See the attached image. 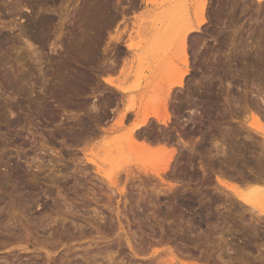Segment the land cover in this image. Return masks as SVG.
<instances>
[{
    "label": "rangeland",
    "instance_id": "obj_1",
    "mask_svg": "<svg viewBox=\"0 0 264 264\" xmlns=\"http://www.w3.org/2000/svg\"><path fill=\"white\" fill-rule=\"evenodd\" d=\"M14 1L16 0H0V264H155L156 262L152 263V261L155 260L154 257H157L158 254L163 255L162 252L165 253L170 247L172 248H170L171 250H175L176 256L179 255L178 259L181 257L178 252L179 250L187 254L189 253L190 256L191 254L193 255V257L191 256L190 261H185L186 264H214V262L211 263V260L216 261L217 263L215 264H257L262 256V258H264V238L261 236L262 232H264V225H262L264 224V218H260L263 223L259 221L260 219H255L256 216L258 217L256 212L262 211V209H264L262 207L264 204L261 205V201L258 202V200L256 201L253 199L252 193L250 192L251 187L252 189L253 187L261 188V186H264V182L262 184L253 183L255 185H251L249 183L246 184L248 179L245 178L246 181L243 178L247 176L250 178V172L247 176L245 175L248 171L253 173L256 170L253 173L256 175V172L260 171L259 174L262 175L261 171L264 169V166H262V169L259 163H257L258 161L263 160L264 157V3L259 6L255 0H249L251 4L248 1L245 4L246 6H242V1L245 2L247 0H236L235 2L237 4L239 2L241 3L236 6L237 4L233 2L234 0H231L233 5H230L236 6L235 8L239 7V9L241 6L243 8H241L239 12L238 9H236V11L233 7L234 10L232 14L234 15L231 14L233 16V21L227 22L225 20L230 21L231 19L229 18H231V16L228 18L224 15L225 13L230 15L229 7L225 6L226 9H224V13L222 12L221 18H226H224V21L220 18V20L225 22L222 24L223 29H225L223 30L222 26H216L218 23L221 24L222 22L219 20V17H217L218 19L215 18L216 21H214L215 19H213L211 15V12L218 8L214 2H217L219 6L220 1L205 0L203 15H211L213 19L212 23L214 24L215 22V26L211 23L212 19L209 16H206V18L209 17L208 20H210L212 26L208 28L210 24H208V26L204 25L202 26L203 29L202 27L200 29L201 32L198 31L194 35L195 38L197 36L198 40L200 39L199 41H197V39L195 40V42L198 43H196L197 48H200L196 50V46L194 45L195 48H193L194 50H191L192 52L186 50V53L184 54L189 59L187 58L185 65L181 58L183 56L181 54L182 47L180 48V45L178 47V40H176L177 43H175V45L173 43V41L175 42V38L173 39V37L177 32V28L183 24H181L180 21L177 22L178 19L176 20V18H178V12L176 13L175 10L177 11V8H179V12L181 13L187 9V12L186 10L182 12L183 14L181 13L179 18L183 15V22H194V20H197L194 15L198 14L197 11L195 12V9L198 10L197 7L203 3L201 2L203 0H148L149 2H145V5H143L140 0H30L31 2L33 1L32 4L28 0V3L23 2L22 0V4L18 5L19 7L16 8L17 10L14 9L16 7V2L14 3ZM231 1H228V3H231ZM90 2H93V4L97 2V4H94L95 8L92 7L93 5H91L92 3ZM98 2H100V5ZM207 3L209 4L207 5ZM14 5L15 7H12ZM183 5L184 10L181 11L180 8ZM86 7H91L95 10L87 11ZM165 8H168V11L171 10L172 13L175 12V14H170V16L175 15L173 16V18H175H172L170 23L168 17H166V13L168 12H166ZM116 9L118 11H116ZM243 10L245 12H242ZM119 11L121 13H119ZM123 11L126 12L124 13ZM164 11L166 13H164ZM208 12H210V14ZM237 12L239 14H246L245 16L243 15L244 17L242 19V15H238ZM87 13L88 15L95 14L92 16L90 15L91 17L94 16L92 18L93 20L90 19V16L87 17ZM164 14L165 17L163 16ZM222 15L224 16L222 17ZM236 15L240 16V18ZM198 16L199 15H197V17ZM182 17L179 20H181ZM234 17H238V21H243V24L239 21L241 23L240 25H242L240 26L241 30L239 28H232L236 25L235 22H237V19L234 22ZM86 19L89 21L85 22ZM99 20L100 22L102 21L103 24L100 23ZM256 20L260 23L255 22ZM91 21H93V23ZM175 21L177 22L176 24ZM244 21L246 24H249L246 25ZM239 22L237 24H239ZM168 23L170 26H167ZM178 23L180 25H178ZM228 23L230 24V27L232 26L231 23L234 24L231 27L232 30L228 26ZM257 24L259 26H257ZM164 26L167 27L166 30H169L170 27L171 31L169 30V33L168 31H165L163 33L164 30H161L163 28L165 29ZM238 26L239 25H237V27ZM243 26L245 27L242 29ZM226 27H229L230 30L226 29ZM81 31L85 36H81ZM225 32L227 33L226 35ZM95 33H99V38H97V34L94 35ZM165 33H168V35ZM153 34H157L158 36L161 34V37H158L157 35L153 36ZM164 35L167 36L165 37ZM79 36H81L79 39L80 41H86L89 43L82 44L83 47L85 45L83 51L86 50V52L84 51V53L81 50L83 47H81L82 45L80 43L82 42L77 39ZM116 36H118V38L120 36L118 41H116L117 38H114L115 41L112 39ZM95 38H97V40H95ZM223 38L229 41L226 40V42ZM83 39L85 40L83 41ZM110 39L113 41H109ZM156 39L160 40L157 41ZM201 39H205V41H202ZM231 39L233 40L234 45H232V41H230ZM170 40L172 42H170ZM78 42H80V45L77 44ZM203 42L204 44H202ZM124 43H133L132 45H134L135 48L133 54L128 53L127 55L126 50H123ZM222 43H225V47H222L223 49L221 48V45H223ZM238 44H240V46ZM90 45L91 47L92 45L96 47H92L94 49L90 50L91 52L87 49L90 48ZM172 45H174V48ZM113 46L116 47L114 48ZM120 46L123 48H120ZM162 47L163 49L161 50ZM169 47H172V49ZM77 48H79L81 52ZM165 48L168 49L167 52ZM118 49L119 51L117 52ZM187 49L190 48L188 47ZM201 49H203V52ZM120 50L124 52L123 55H121L123 52H120ZM170 50H174L173 53H170ZM204 50L209 51L215 59L216 54L218 53V61L215 60L214 57H211L216 61H213L215 64L221 65L222 62L228 63L225 73L214 69V71L217 72L215 74L212 70L214 66L210 65V69V66L205 64H212L213 62H208L212 61L208 56L205 58L207 62L203 60L205 57L204 55L207 54V52L204 54ZM217 50L220 51L217 52ZM110 52L116 53L112 54ZM193 52H195V54ZM201 52L204 54V57ZM213 52L215 53L214 55ZM78 53L80 54L78 55ZM200 53L201 56H199ZM210 53H208L209 56H211ZM191 54L196 55L193 57V60ZM116 55H119L120 57L125 56L126 58H123L126 61L121 57L118 58L116 62L113 60L116 58ZM138 55H142V57L145 56V64H142V62L135 57H138ZM163 55L165 58L167 56L169 62L168 59H163ZM104 56H106V59ZM173 56L175 60L173 59ZM130 57H133V59ZM197 57L203 62L198 60ZM196 58L199 63L201 62L198 65H196L197 63H194L197 61ZM109 59H112L113 63L114 61L116 63H110L112 61ZM119 60H124L125 62H120ZM161 61H163V63H161ZM158 62L162 64V66L159 65ZM173 62L175 65L172 64ZM112 64L113 67L111 66ZM105 65L108 66H106L107 72L104 71ZM171 65L173 68L175 66V68L182 69L176 70L174 68L177 72H171V69L169 71V68H172L170 67ZM90 66H92L91 69L89 68ZM197 66L200 70L197 69ZM110 67H112V69ZM153 67L156 68L154 69ZM108 68L110 70H108ZM158 69L161 70L159 71L161 72L160 74L157 71ZM184 70H188V75L190 77L187 75L183 78L184 81L182 80V84L185 87L182 85V89L187 90L190 95L197 94L198 91H200L195 97H193V95L191 96L194 100L198 98L196 101V105L198 104V106H201L200 104H203L204 102L202 105L203 108L201 109L202 113L203 111L206 112L203 113V115L201 114V116H199V114L194 115L200 120L196 119L193 116L194 113L191 106L187 105L188 107H184V102H186L191 96L186 91L176 88L177 90H175V93L172 91L170 92L171 96H169V98L173 100L176 97V101H174L176 103L181 101V99L183 100L182 102H179V105L174 103L173 112L175 113L172 115L175 116V114H179L178 117L177 115L175 116L176 120L173 121V116L171 118L172 120L170 119L168 122L167 125L169 128H167V126L156 124V122L151 119V122L149 121L150 126L148 127L147 125L143 128L144 130L148 127V133L146 130H144L145 133L141 130L143 135L140 133L143 139L145 134L148 137H145V141L151 139L150 137L153 138V141L149 140L150 144L153 142L151 145H154V142H157V140L160 141H158L159 144L155 143L154 146L149 147V151H156L158 147H161V142L165 140L164 142L167 145L166 148L164 147L163 152H165V150L170 152L169 149L172 150L177 146L175 148L177 151L180 149V145H182L179 144L181 141L175 133L179 126L181 127V130L178 129L179 133L181 131L184 132V128L186 130L190 129L192 124L195 128L192 127V129H190L191 131L193 130L196 132L197 130L200 131L199 129H202V133L197 131L202 134H199L200 136L196 135L198 134L197 132L194 134L195 136L192 133L193 131L185 130L184 132H187L189 136L192 134L190 138L186 137L184 141L188 143L190 142V145L193 146L195 144V154H192L191 157L182 150L183 155H185V157L187 156V160L188 157L192 160H196H194L196 163H192V169L194 171L196 168L195 172L197 175H194L196 174L195 172L188 173L192 170L189 171L187 165L188 162H186L187 160L184 157L185 161L183 162L182 160L179 164L180 166H178L179 168L187 167V176L184 175V177L189 178L190 176V178L185 179L183 177L186 182L182 179L184 182L177 183L173 180H170L169 182L168 179L170 178L162 176V180L166 182L168 180L169 183L175 184L174 188L176 191L174 190V192L168 193L165 190L166 186L164 184L155 181L157 179L152 176L151 179H153V182H147L150 180V178L149 180L147 179L150 174L144 176L141 172L143 169L149 170L153 167H160L159 161L151 163L149 158L145 155L144 157L138 156L137 158L136 156H133L138 161L140 160V162L133 159V164L132 160L128 158V161L131 160L129 161L131 164L128 163L130 165L123 164L127 160L124 159V162H120V164L118 163L117 166L115 160H118L117 157L120 155L116 153L111 154L109 148H107V152L105 151L106 153H104L105 149H102V143L109 139L111 140L116 137H122L124 133V136L127 135L132 130L131 125L136 122L134 119L132 120V118L135 117H133L132 114L129 115L131 104L135 102L132 104V107L135 106L134 109L136 108V111L140 100L144 101L146 97V100H148L150 98L149 96L157 93L153 91L156 89V86L161 90L163 88L165 89V87L167 88L171 83L170 81H175L178 75ZM161 75H163L162 78H160ZM212 75L220 77V82L216 80V82L218 81V84L213 82L215 81V77L212 78ZM106 77L112 79L115 87L119 90L118 93H116L118 90L116 91L114 87L107 86L102 82V79ZM196 82H198L199 85H194ZM211 82L215 84L213 85ZM64 83L66 85H64ZM155 83L158 85H155ZM152 84L155 85V87L152 86L153 89L149 86ZM200 85L201 87L204 86V89H207L205 86H208L207 91L203 88L201 89ZM216 85L220 86L217 87ZM135 86H137V88ZM139 86L141 88H139ZM67 87V92H71L72 94L63 92L66 91ZM195 87H198V89ZM193 89L197 92L195 93L193 91L192 93L191 90ZM139 91H143L141 92L142 94ZM152 91L153 93L151 94L150 92ZM204 91H206L205 94ZM162 92L163 91H161V93ZM213 92L216 94L219 93L216 95ZM173 93L174 96L172 95ZM147 94L151 95L147 96ZM160 94H158V96H160ZM201 94L203 99L200 98ZM207 95L209 97L212 95L213 98L210 97V99ZM215 95L219 97L217 98ZM203 96H207L205 98L208 100L206 99L207 101H204L205 98ZM112 98H115L116 100H113ZM130 98H134V101L130 100ZM199 98L202 101L199 100ZM215 98H217L218 101ZM152 99L151 101L155 100ZM157 99L158 98H156V102L159 101V99ZM121 100L124 103H122ZM189 100L191 99H188V101ZM120 101L122 104L119 103ZM129 101L133 102L129 103ZM187 102L186 104H189V102ZM115 103H118L116 104V107L118 105L116 109L117 111L114 109L116 108ZM180 103H182V108L179 107ZM207 103L210 105L213 104V106H210ZM205 104L208 109L205 108L206 106L204 107ZM211 107L214 109L211 110ZM126 108L128 110H126ZM101 109H103L104 112L99 114ZM176 110H179V113H176ZM250 110H257L258 114L261 113V115H259L261 120H259L260 127L259 129L256 128L259 130L258 132L255 130L254 125L253 128L249 126L253 123L251 114L249 113ZM116 112H120V116L125 113L127 117L125 116L126 120L123 118L125 122L122 120L124 124L121 122L122 124L116 125L118 123L116 121L113 122V116L114 119H118L119 116ZM103 113L107 114L106 118L102 117ZM130 116H132V118ZM127 118L129 119L127 120ZM197 120H199V122ZM91 121L93 122L91 123ZM171 121L177 124L172 126L173 123ZM194 121L195 123H192ZM89 122L90 125L92 124L91 127L94 125L92 127L93 130L88 125ZM200 122L202 124L197 125V123L200 124ZM206 124L209 125V127H206ZM87 125L90 127H88L89 129L97 132V134L95 132L97 136L98 134H101L103 128L106 129L110 125L112 128L114 125L115 127H120H118V129L107 128L109 131L111 129L109 133L110 135H100L102 137L98 136L94 137L95 139L91 138V140H84V131L87 132V128L85 129ZM156 125L159 126L157 127ZM204 126L206 129L211 127V133H214L216 130L217 132H215L218 134H213L214 136L212 138V134L208 132V129L206 132ZM164 127H166V129ZM128 129L130 130L128 131ZM174 129L175 132H173ZM227 129L228 131H226ZM81 131H83V134L80 133ZM150 131L151 135L149 134ZM260 131L262 134L259 133ZM205 134H209V138ZM103 136H107L106 138L109 137L108 140L106 139L102 142ZM200 137L203 140H201L202 142L199 141ZM166 138L169 140L171 139V141L167 143L168 140L166 141ZM187 138L189 139L187 140ZM149 141L146 142L149 144ZM197 141L199 143L201 142V145H198ZM165 144H162V146H165ZM222 144L223 146L225 145L226 148L224 156L227 158L223 157L225 158L224 160L221 159V151L218 149L222 148ZM172 145L173 147H171ZM196 145L199 147L203 146L196 148ZM160 149L162 150V148ZM199 149L201 150V154L199 153ZM195 150H198V153ZM258 154H261L262 158L259 159L261 157L260 155L256 161L255 157H257ZM201 155L210 160L207 159V162H203L202 159L204 158H202ZM129 157L131 156L129 155ZM197 157H199V159ZM110 158L112 161L109 160ZM120 158L121 157H119V159ZM123 158H121L120 161H122ZM251 159L256 161L254 162L256 163L257 168L260 167L261 170L257 171L256 166L252 169L249 168L253 165ZM208 162L210 163L208 164ZM138 163L141 164V167ZM194 164H199V166L204 165L205 173L208 169L206 173L207 175L205 174V176L202 174L198 169L199 166L197 167ZM247 164H251V166H248ZM242 165H244V167ZM135 168H139L138 170L141 173L138 172L140 175ZM244 169L246 170L244 171ZM80 170L81 172H79ZM130 170H136L137 177L136 174L134 176L136 180L132 176L135 172L130 176L132 172H130ZM214 170L216 173L213 172ZM240 172L243 175V179L240 176ZM192 173L195 177L197 176L196 179L191 175ZM112 175H116L115 181L117 182L119 189L124 186V194H126L123 196L124 198L119 197L116 192H112L113 189L106 185V182H109L108 177H111L110 179H113L114 181L115 177L113 178ZM125 175H128V179L130 177L133 178L134 181L129 179L127 182V177ZM221 175H224V177ZM140 176L143 177V181L146 177V181L141 182V180H139ZM191 176L195 180H193ZM238 176L240 177L238 178L239 180L236 179L238 180L236 182L235 178ZM138 177L139 179H137ZM217 181L227 182L230 185L237 187L239 192L242 195L244 194L246 199L250 200V207L241 204L238 199H236L235 194H232V192L225 189ZM157 184L162 187H159ZM155 186H157L156 193L158 190H161L160 193L167 194L165 196L162 194H153L154 192L151 189H155ZM184 198H192V203L189 199L185 200ZM183 201L185 205L182 204ZM251 207L253 209L256 208V212ZM251 209L253 211H251ZM117 212L118 218L116 216ZM197 216H199V219ZM250 220H253V222H250ZM257 221L260 222V226L256 225L255 228L252 223L255 224ZM250 224L254 227L249 228L248 225ZM251 228H254L255 231L258 230L259 237H254L255 231ZM123 232L129 238L128 242L129 244L131 243L130 246H132L134 250H140L143 251V253H146L143 257H140V254H138V258H134L128 249L125 241L127 239ZM249 235L252 238L248 237ZM246 237H248L250 241H246ZM187 238L190 240L193 239L191 241L192 244L185 245L183 243L182 239ZM168 239L169 241H167ZM165 241L168 242V245ZM160 242L161 244L159 245L158 243ZM163 242H165L164 245H162ZM170 242L173 243L171 244ZM36 245H38V248ZM165 248L166 250H164ZM152 250H157L159 253L155 254L156 256H151ZM210 250L211 252L213 251V255L210 253ZM207 251L210 254H208ZM148 254L151 256V259L153 258L152 261ZM258 254H260L259 256L261 257H258ZM209 255L213 256V258ZM218 256H220L222 260H219ZM147 257H149L150 261L147 260ZM192 258H194V260H192ZM182 259L184 260V258Z\"/></svg>",
    "mask_w": 264,
    "mask_h": 264
},
{
    "label": "bare ground",
    "instance_id": "obj_2",
    "mask_svg": "<svg viewBox=\"0 0 264 264\" xmlns=\"http://www.w3.org/2000/svg\"><path fill=\"white\" fill-rule=\"evenodd\" d=\"M28 1L31 2L30 0H28ZM89 1H90V0H89ZM94 1H95V0H94ZM94 1H93V2H94ZM105 1H106V0H105ZM140 1H141V3H143V5H145V2H149L150 0H149V1H148V0H140ZM171 1H172V0H171ZM219 1H220L219 6H218L217 2H214V3L217 5L216 7H218V8H217L216 10H213V11L211 12V15H212L213 19H215V18L218 19L217 17H219V20H220V18H221V14H222V12L224 13V11H225L224 9H226V8H225V6H226V7H229L230 15L228 14V15H229V16H228L226 13H225L224 15L227 16L228 18L231 16V18H229V19H231V20H230V21H229V20H225V21H227V22H232V21H233V16H232V15H234V14H232V12H233L234 8H235L236 6H238L239 4H241V3L239 2V3L237 4V3L235 2L236 0H234L233 2H235L237 5H236V6H232L233 4H232V1H231V0H219ZM219 1H218V2H219ZM228 1H229V2L231 1V3H228ZM238 1H239V0H238ZM248 1H249V0H247V1H245V2L242 1V4H241V5H242V6H243V5L246 6L245 4H246ZM255 1H256V3H257L259 6L262 5V4L264 3V0H255ZM15 2H16V7H15V5L12 6V7H15L14 9L17 10L16 8L19 7L18 5L22 4V3H21L22 0H16V1H14V3H15ZM23 2H27V0H26V1L23 0ZM32 2H33V1H32ZM32 2H31V4H32ZM93 2H90V3H92L91 5H93L92 7H94V4H97V2H95L94 4H93ZM128 2H129V1H128ZM182 2H183V1H182ZM201 2H203V3H201V5H198V7H197L198 10L195 9V12L197 11L198 14L194 15V16H196L195 18H197V20H194V22H191L190 20H189L190 22H187V23L183 22V21H184V17H182L183 15L180 16V18L182 17V19L179 20V19H180V18H179V15H180L182 12H184L185 10H186V12H187V9H185V10L183 9V8H184V5L180 8L181 11L184 10V11H182L181 13L179 12V8H177V9H178L177 11L175 10L176 13L178 12V14H177V17H178V18H176V20L178 19L177 22L180 21L181 24H182V23H183V24H182L179 28H177V32H176V34L174 33L175 35H174L173 39L175 38V39H174L175 42L173 41V43H174V45H175V43H177L176 40H178V43H179V44H178V47H179V45H180V48L182 47V48H181V49H182V50H181V51H182L181 54H182L183 56L181 55L182 57H181V56H180V57H181L182 60L184 61V64H185V65H186V62H187V58H188V57H186V55H185L184 53H186V50H190V51H191V50H194V49H193V48H195L194 45L196 46V45L198 44L197 42H195V40H196V39H197V41L200 40V39L198 40L197 36H196V38H195L194 35H195L198 31L201 32L200 29H201L202 26H204V25H207V26H208V24H210V20H208L209 17L212 19L211 15H210V16H209L208 14L203 15V14H204V2H205V0H203V1H201ZM208 2H209V1H208ZM243 2H244V4H243ZM27 3H28V2H27ZM104 3H105V2H104ZM138 3H139V1H138ZM167 3H168V2H167ZM199 3H200V2H199ZM249 3H250V1H249ZM31 4H30V5H31ZM98 4L100 5V2H98ZM115 4H116V3H115ZM146 4H147V3H146ZM208 4H209V3H207V5H208ZM215 4H214V6H215ZM228 4H229V5H228ZM230 4H232V5H230ZM250 4H251V3H250ZM118 5H119V4H118ZM123 5H124V4H123ZM125 5H126V4H125ZM130 5H131V4H130ZM173 5H175V4H173ZM173 5H172V6H173ZM247 5H248V4H247ZM89 6H90V5H89ZM196 6H197V5H196ZM242 6L240 7V9H239V7L235 8V10L238 9V11L240 12L241 8H243ZM249 6H250V5H249ZM249 6H248V7H249ZM22 7H23V6H22ZM22 7H21V9H22ZM97 7H99V6H97ZM97 7H96V8H97ZM122 7H123V6H122ZM129 7H130V6H129ZM133 7H134V6H133ZM176 7H177V6H176ZM206 7H208V6H206ZM233 7H234V8H233ZM250 7H251V6H250ZM87 8H88V9H87ZM89 8H90V9H89ZM94 8H95V7H94ZM108 8H109V7H108ZM123 8H125V7H123ZM123 8H122V10H123ZM130 8H131V7H130ZM130 8H129V9H130ZM212 8H213V7H212ZM246 8H247V7H246ZM117 9H118V8H117ZM117 9H116V11H118ZM120 9H121V6H120ZM165 9H166V12H168V13H166L165 11H164V13H166V17H168V19H169V23H170V20H171V19L173 18V16H175V15L170 16V14L172 13L171 10L168 11V10H167L168 8H165ZM189 9H190V8H189ZM213 9H215V8H213ZM244 9H245V7H244ZM249 9H250V8H249ZM86 10H87V11H90V10L92 11V10H95V9H92L91 7H86ZM86 10H85V11H86ZM108 10H111V9H108ZM114 10H115V9H114ZM127 10H128V9H127ZM127 10H126V11H127ZM210 10H212V9H210ZM210 10H209V11H210ZM227 10H228V8H227ZM245 10H246V9H245ZM255 10H256V9H255ZM26 11L28 12L27 9H26ZM98 11H99V9H98ZM98 11H97V12H98ZM112 11H113V10H112ZM120 11H121V10H120ZM120 11H119V13L122 12V11H121V12H120ZM126 11H125V12H126ZM205 11H207V10H205ZM236 11H237V10H236ZM93 12H95V11H93ZM123 12H124V11H123ZM125 12H124V13H125ZM157 12H159V11H157ZM175 12H173V13L175 14ZM234 12H235V11H234ZM242 12H245V11L243 10ZM247 12H248V10H247ZM254 12H256V11H254ZM83 13H84V12H83ZM85 13H86V12H85ZM88 13H89V12H88ZM88 13H87V15H88ZM91 13H92V12H91ZM95 13H96V12H95ZM99 13H100V12H99ZM102 13H103V12H102ZM108 13H109V12H108ZM113 13H114V12H113ZM113 13H112V14H113ZM117 13H118V12H117ZM173 13H172V14H173ZM208 13L210 14V12H208ZM227 13H228V11H227ZM235 13H236V12H235ZM133 14H134V13H133ZM182 14H183V13H182ZM191 14H193V13H191ZM231 14H232V15H231ZM237 14H238V15H242V19H243V17L245 16L246 13H244V14H243V13H242V14H239V13L237 12ZM87 15H85V16H87ZM90 15L92 16V15H95V14H90ZM90 15H88L87 17H89ZM100 15H101V14H100ZM116 15H117V14H116ZM116 15H115V16H116ZM197 15H199V16L197 17ZM224 15H222V17H223ZM238 15H236V16H238ZM243 15H244V16H243ZM91 16H90V19H92V18L94 17V16H93V17H91ZM102 16H103V15H102ZM120 16H121V15H120ZM163 16L165 17V14H164ZM200 16H201V17H200ZM206 16H209V17L206 18ZM87 17H85V18H87ZM95 17H96V16H95ZM103 17H104V16H103ZM108 17H110V16H108ZM124 17H125V16H124ZM238 17L240 18V16H238ZM238 17H236V18L234 17V22H235V20H236ZM100 18H101V17H100ZM100 18H99V19H100ZM120 18H121V17H120ZM122 18H123V16H122ZM174 18H175V17H174ZM174 18H173V19H174ZM187 18H188V16H187ZM198 18H200V19H198ZM224 18H226V17H224ZM224 18H221V19L224 21ZM104 19H106V18H104ZM104 19H103V20H104ZM111 19H112V17H111ZM162 19H163V17H162ZM192 19H193V18H192ZM213 19L211 20V23H212ZM216 19H215L214 21H216ZM245 19H246V18H245ZM65 20H66V18H65ZM92 20H93V19H92ZM97 20H98V19H97ZM222 20H220V21H222ZM88 21H89V20H88ZM88 21H87V19H86L85 22H88ZM104 21H105V20H104ZM106 21H107V20H106ZM185 21H187V20H185ZM220 21H217V22H220ZM223 21L221 22V24L218 23V25H216V26H222V24L225 23V22H223ZM239 21H240V20H239ZM239 21H238V19H237V22H235L236 25L233 24L234 22L231 23L232 26H233V25L236 26V27H234V26H233V27L231 26V27H232L233 29H234V28H239V29H240V28H241L240 26H242V25H240V24H241V23L243 24V21H240L241 23H240ZM91 22L93 23V21H91ZM91 22H89V23H91ZM99 22H100V20H99ZM177 22L175 21V24H176ZM238 22H239V24H237ZM255 22H257V20H256ZM255 22H253V23H255ZM100 23H102V21H101ZM169 23L167 24V26L169 25ZM244 23H245V21H244ZM257 23H260V22H257ZM96 24H97V23H96ZM96 24H95V25H96ZM102 24H103V23H102ZM173 24H174V23H173ZM214 24H215V22H214ZM214 24L212 23V25H214ZM245 24H246V23H245ZM247 24H249V23H247ZM247 24H246V25H247ZM85 25H86V24H85ZM178 25H180V24L178 23ZM212 25L210 24V26H208V28H210ZM224 25H225V24H224ZM226 25H227V24H226ZM237 25H239V26L237 27ZM88 26H89V25H88ZM93 26H94V25H93ZM100 26H101V25H100ZM107 26H108V25H107ZM107 26H106V27H107ZM123 26H124V24H123ZM123 26H122V27H123ZM169 26H170V25H169ZM171 26H172V25H171ZM176 26H177V25H176ZM207 26H205V27H207ZM214 26H215V25H214ZM228 26L230 27V24H229V23H228ZM257 26H259V25L257 24ZM84 27H85V26H84ZM94 27H95V26H94ZM96 27H97V26H96ZM103 27H104V26H103ZM164 27H165V26H164ZM224 27H225V26H224ZM229 27H226V29H229ZM231 27H230V29H231ZM244 27H245V26H243L242 29H243ZM246 27H247V26H246ZM248 27H249V26H248ZM92 28H93V27H92ZM101 28H102V27H101ZM166 28H167V27H165V29L163 28L161 31L164 30L163 33H164L165 31H168V33H169L170 27H169V30H166ZM208 28H207V29H208ZM212 28H213V27H212ZM218 28H219V27H218ZM34 29H35V28H34ZM82 29H84V28H82ZM175 29H176V28H175ZM202 29H203V27H202ZM220 29H221V28H220ZM222 29H223V26H222ZM230 29H229V30H230ZM239 29H238V30H239ZM87 30H88V29H87ZM91 30H92V29H91ZM172 30H173V29H172ZM217 30H218V29H217ZM223 30H225V29H223ZM231 30H232V29H231ZM240 30H241V29H240ZM38 31H39V29H38ZM84 31H85V30H84ZM84 31H83V32H84ZM170 31H171V30H170ZM211 31H212V30H211ZM218 31H219V30H218ZM96 32H97V31H96ZM123 32H124V31H123ZM174 32H175V31H174ZM214 32H215V31H214ZM219 32H221V31H219ZM222 32H223V31H222ZM121 33H122V32H121ZM155 33H156V32H155ZM168 33H165V34L168 35ZM211 33H213V32H211ZM29 34H31V33H29ZM80 34H82L81 36H85V34L82 33V31H81ZM96 34H97V33H95L94 35H96ZM98 34H99V33H98ZM98 34H97V38H99V37H98ZM117 34H118V33H117ZM226 34H227V33L225 32V35H226ZM25 35H26V34H25ZM25 35H24V36H25ZM90 35H91V34H90ZM119 35H120V34H119ZM154 35H157V34H153V36H154ZM167 35H164V36L166 37ZM197 35H198V34H197ZM218 35H219V33H218ZM32 36H33V35H32ZM81 36H79L77 39L79 40ZM120 36H121V35H120ZM120 36H119V38H120ZM157 36H158V35H157ZM26 37H27V36H26ZM87 37H88V36H87ZM158 37H161V34H160V36H158ZM158 37H157V38H158ZM213 37H214V36H213ZM222 37H223V36H222ZM227 37H228V35H227ZM227 37H226V38H227ZM231 37H232V36H231ZM84 38H85V37H84ZM89 38H90V37H89ZM97 38H95V40H97ZM111 38H112V37H111ZM114 38H117L116 41H118V39H119L118 36L113 37L112 39H114ZM168 38H169V37H168ZM170 38H171V35H170ZM170 38H169V39H170ZM199 38H200V37H199ZM214 38H215V37H214ZM224 38H225V37H224ZM224 38H223V39H224ZM228 38H229V37H228ZM228 38H227V39H228ZM81 39H82V38H81ZM85 39H86V38H85ZM85 39H83V41H84ZM92 39H93V38H92ZM112 39H110L109 41L112 42V41H113ZM164 39H165V38H164ZM173 39H172V40H173ZM202 39H203V38H202ZM202 39H201V40H202ZM227 39H226V40H227ZM229 39H230V38H229ZM90 40H91V39H90ZM156 40L158 41V40H160V39H156ZM206 40H207V39H206ZM224 40H225V39H224ZM226 40H225V41H226ZM79 41H80V40H79ZM92 41H93V40H92ZM114 41H115V39H114ZM202 41H205V39L202 40ZM227 41H229V40H227ZM227 41H226V42H227ZM230 41H232V45H234L233 40L231 39ZM80 42H82V41H80ZM80 42H78L77 44H79ZM93 42H94V41H93ZM96 42H97V41H96ZM120 42H121V41H120ZM152 42H153V40H152ZM170 42H172V41L170 40ZM86 43H88V42L85 41V42H82V43H80V44L82 45V44H86ZM97 43H98V42H97ZM107 43L110 44L109 42H107ZM107 43H106V44H107ZM128 43H130V42H128ZM150 43H151V42H150ZM166 43H168V42H166ZM166 43H164V44H166ZM196 43H197V44H196ZM80 44H79V45H80ZM88 44H89V43H88ZM90 44H91V42H90ZM95 44H96V43H95ZM108 44H107V45H108ZM113 44H115V43H113ZM119 44H120V43H119ZM132 44H133V43H131V44L124 43V45H123V47H124L123 50H124V51L126 50L127 55H128V53H129V54H131V53L133 54V52H134V50H135L134 45H132ZM136 44H137V42H136ZM138 44H139V43H138ZM158 44H159V42H158ZM158 44H157V45H158ZM202 44H204V42H203ZM202 44H201V45H202ZM222 44H223V43H222ZM230 44H231V42H230ZM111 45H112V44H111ZM116 45H117V44H116ZM174 45H172V47H173ZM224 45H225V43H224L223 45H221V48H222ZM238 45L240 46V44H238ZM29 46H30V45H29ZM73 46H74V45H73ZM86 46H87V45H86ZM108 46H109V45H108ZM135 46H136V45H135ZM163 46H164V45H163ZM204 46H205V45H204ZM78 47H79V46H78ZM81 47H83V45H82ZM81 47H80V48H81ZM84 47H85V45H84ZM84 47L81 48L82 51H83ZM87 47H89V46H87ZM87 47H86V48H87ZM92 47H94V46L92 45ZM92 47H91V45H90V48H87V49H89V51H90V50L96 48V47H94V48H92ZM103 47H104V46H103ZM109 47H110V46H109ZM113 47L115 48L116 46H113ZM123 47L120 46V48H123ZM172 47H169V48L172 49ZM188 47H189L190 49H187ZM202 47H203V45H202ZM224 47H225V46H224ZM29 48H30V47H29ZM71 48H72V47H71ZM75 48H76V46H75ZM111 48H112V46H111ZM111 48H110V49H111ZM120 48H119V49H120ZM173 48H174V47H173ZM199 48H200V47H199ZM199 48H197V46H196V50H198ZM221 48H220V50H221ZM241 48H242V47H241ZM77 49L80 50L79 48H77ZM107 49H108V48H107ZM119 49L117 50V52L119 51ZM162 49H163V47L161 48V50H162ZM165 49H166V52H167L168 49H167V48H165ZM222 49H223V48H222ZM244 49H245V47H244ZM74 50H76V49H74ZM78 50H77V51H78ZM81 50H80V52H81ZM114 50H115V49H114ZM174 50H175V49H174ZM174 50H173V51H174ZM201 50H202V52H203V49H201ZM201 50H199V51H201ZM206 50H207V48H206ZM220 50H219V51H220ZM70 51H72V50H70ZM84 51L86 52V50H84ZM84 51H83V53H84ZM105 51H106V50H105ZM121 51H122V50H120V52H121ZM170 51H171L170 53H173L172 50H170ZM190 51H189V52H190ZM204 51H205V50H204ZM219 51L217 50V52H219ZM243 51H244V50H243ZM90 52H91V51H90ZM103 52H104V51H103ZM120 52H119V53H120ZM122 52H123V51H122ZM166 52H165V53H166ZM191 52H192V51H191ZM196 52H197V51H196ZM202 52H201V53H202ZM206 52H207V54L210 53L209 51H205L204 54H206ZM217 52H216V53H217ZM32 53H33V51H32ZM106 53H107V51H106ZM106 53H105V54H106ZM110 53L114 54V53H116V52H110ZM110 53H108V54H110ZM165 53H164V54H165ZM193 53L195 54V52H193ZM201 53H200V55H199V54H197V55L201 56ZM67 54H68V53H67ZM74 54H75V53H74ZM79 54H80V53H78V55H79ZM85 54H86V53H85ZM93 54H94V53H93ZM112 54H110V55H111V56H114V55H112ZM123 54H124V52H123L121 55H123ZM160 54H161V52H160ZM194 54H193V55L191 54L192 60H193V57L196 56V55H194ZM204 54L202 53V56H203ZM207 54L204 55L205 57L203 56L204 58L202 57L203 60L206 61L205 58H206L207 56H208V58L210 57V59L212 60V61H208V62H213V61H215V60L218 59V57H217V54H218V53L216 54V59H215L214 56L211 55V53H210L211 56H209V54H208V55H207ZM214 54H215V53L213 52V55H214ZM258 54H259V53H258ZM83 55H84V54H83ZM125 55H126V54H125ZM127 55H126V56H127ZM167 55H168V54H167ZM171 55H172V54H171ZM173 55H174V54H173ZM179 55H180V54H179ZM243 55H244V54H243ZM262 55H263V54H262ZM65 56H66V55H65ZM106 56H108V55H106ZM106 56H104L105 59H106ZM111 56H110V57H111ZM118 56H119V55H118ZM118 56L116 55V58H114V57H115V56H114V57H113V58H114L113 60H115V61L117 62V59H118V58H121V57H122V59H124L123 57H125V56H121V57H120V56L118 57ZM129 56H130V55H129ZM199 56H198V57H199ZM256 56H257V55H256ZM71 57H72V56H71ZM73 57H74V56H73ZM78 57H79V56H78ZM80 57H81V56H80ZM85 57H86V56H85ZM135 57L138 58V60H140V61L142 62V64H145V62H144V61H145V56L142 57V55H141V56L138 55V57H137V56H135ZM162 57H164V55H163ZM183 57H184V59H183ZM198 57H197V58H198ZM211 57H212V58L214 57L215 60H213ZM75 58H76V57H75ZM81 58H82V57H81ZM107 58H108V57H107ZM111 58H112V57H111ZM125 58H126V57H125ZM127 58H128V56H127ZM130 58H131V57H130ZM197 58H196V60H197ZM199 58H200V57H199ZM199 58H198V60H200ZM208 58H207V59H208ZM254 58H256V57H254ZM254 58H253V59H254ZM90 59H92V58H90ZM97 59H98V58H97ZM100 59H101V58H100ZM128 59H129V58H128ZM131 59H133V57H132ZM150 59H151V58H150ZM163 59L166 60V59H168V58H167V56H166V58L164 57ZM173 59H174V56H173ZM188 59H189V58H188ZM87 60H88V59H87ZM107 60H108V59H107ZM109 60L112 61V59H109ZM120 60H121V59H120ZM120 60H119V61H120ZM124 60H125V59H124ZM124 60H122V61L125 62L126 60H125V61H124ZM158 60H159V59H158ZM174 60H175V59H174ZM180 60H181V59H180ZM194 60H195V59H194ZM198 60L194 62V63H197L196 65L200 64L201 62H203L202 60H200L201 62L199 63ZM229 60H230V59H229ZM62 61H63V60H62ZM68 61H69V59H68ZM75 61H76V60H75ZM89 61H90V60H89ZM104 61H105V60H104ZM115 61H114V63H116ZM122 61H120V62H122ZM150 61H151V60H150ZM163 61H164V60H163ZM163 61H161V63H163ZM171 61H172V60H171ZM171 61H170V62H171ZM183 61H182V62H183ZM205 61H204V62H205ZM217 61H218V60H217ZM222 61H223V60H222ZM224 61H225V60H224ZM87 62H88V61H87ZM90 62H91V61H90ZM94 62H95V61H94ZM100 62H101V61H100ZM102 62H103V61H102ZM128 62H129V60H128ZM128 62H127V63H128ZM151 62H152V61H151ZM159 62H160V60H159ZM159 62H158V63H159ZM168 62H169V59H168ZM206 62H207V61H206ZM215 62H216V61H215ZM215 62H213L212 64H209V63H205V64H206V65L208 64L209 66H210V65H211V66H214V68L212 67V68H213V69H212L213 71H214V69H215L216 71H221V72H224V73H225V69H227L226 66H228V63L222 62V64L220 65V64H215ZM227 62H228V60H227ZM75 63H76V62H75ZM104 63H105V62H104ZM106 63H107V62H106ZM108 63H109V61H108ZM108 63H107V65H108ZM110 63H113V61L110 62ZM110 63H109V64H110ZM114 63H113V64H114ZM85 64H86V63H85ZM85 64H84V65H85ZM113 64L111 65L112 67H113ZM117 64H118V63H117ZM125 64H126V63H125ZM172 64H174V62H173ZM191 64H192V63H191ZM226 64H227V65H226ZM91 65H92V64H91ZM107 65H105V70H104V71H106V68L109 66V65H108V66H107ZM126 65H127V64H126ZM126 65H125V66H126ZM157 65H158V64H157ZM159 65L162 66V64H160V63H159ZM174 65H175V64H174ZM194 65H195V64H194ZM202 65H203V64H202ZM206 65H205V66H206ZM88 66H89V65H88ZM106 66H107V67H106ZM114 66H115V65H114ZM143 66H144V65H143ZM153 66H154V65H153ZM163 66H164V64H163ZM209 66H208V68H209ZM211 66H210V69H211ZM80 67H81V66H80ZM91 67H92V66H90L89 68L91 69ZM100 67H101V66H100ZM103 67H104V65H103ZM112 67H110V68L112 69ZM170 67L173 68L172 65H171ZM197 67H198V66H197ZM200 67H201V65H200ZM87 68H88V67H87ZM98 68H99V67H98ZM101 68H102V67H101ZM101 68H100V69H101ZM153 68L155 69L156 67H153ZM161 68H162V67H161ZM161 68H160V69H161ZM172 68H169V71H170V69H171V72H173V71L177 72V71H176L177 69H180V70L182 69V68H177V67L175 68V66H174V68H175L176 70H174V68H173V69H172ZM190 68H191V67H190ZM160 69H158L157 71H158V72L161 71ZM186 69H187V68H186ZM197 69H199V67H198ZM197 69H196V70H197ZM92 70H94V69H92ZM108 70H110V69L108 68ZM113 70H114V68H113ZM180 70H179V71H180ZM199 70H200V69H199ZM94 71H96V70H94ZM137 71H139V70H137ZM146 71H147V70H146ZM163 71H164V70H163ZM216 71H214L215 74L217 73ZM106 72H107V71H106ZM142 72H144V71H142ZM154 72H155V71H154ZM158 72H157V74H158ZM190 72H191V71H190ZM205 72H206V71H205ZM104 73H105V72H104ZM160 73H161V72H159V74H160ZM101 74H102V72H101ZM108 74H110V73H108ZM140 74H141V73H140ZM206 74H208V73H206ZM163 75H164V74H163ZM163 75H161L160 78H162ZM187 75H188V70H184V71H182V72L178 75L177 79H175V81H173V80H172L173 82L170 81L171 83L167 86V88H166L165 86H163V87H165V89L163 88L164 90H163V89H162V90H161V89H158V86H156V89H157V90L155 89V90H153V91H154V92H157V93L152 94L153 91L150 92V93H151L152 95H154L155 97L152 96L151 94H147V96H148V95H151L152 98L155 99V100H153V99L151 98V96H149L150 98H149L148 100H146V98H147V97H146V98H145L146 101L144 100L145 102H144L143 100H140L139 104L137 103V104H138V108H137L136 111H135L136 108L134 109L135 106L132 107V104L135 103V102H133V101H134V98H132V99L130 98V100H133V101H132L133 103L129 101V103H132V104H131V106H130V109H129L128 107H127V108H128L129 111H130V114H129V115L132 114L133 117H135V118H132V116H130V117L132 118V120L134 119V120L136 121L135 124H132L133 126L131 125V129H132V130H131L127 135H125V136H124V134H125V133H124V134L122 135V137H121V136H120V137H116V138L111 139V140H110V139L108 140L109 137L106 138L107 136H106V137L103 136V138H102V139H103L102 142L105 141L106 139L108 140V141H105L104 143H102V149H103V150L105 149V150H104V153H106V152H107L106 149L109 148L111 154L116 153V154L120 155V156L117 157L118 160H115L117 166H118V163L120 164V162H124V161H123L124 159H125V160L127 159V160H126V162L123 163V164L130 165L131 163H130L129 161H131V160H132V163L134 164L133 159H134V160H137L136 158H137L138 156H139V157H141V156L144 157V155H145L146 157L149 158V160H150L151 163H153L154 161H159V162H160V167H159V166H157V167H153V168H150L149 170L143 169V171L141 170V169H142V168H141L140 170H141V172H142V175L144 174V176H148V175L150 174V176L147 178L148 180H149V178H150V180L147 181V182H149V183L153 182V179H151V176H152L153 178H156L157 180H155V181H159L160 184H164V185L166 186V189L164 188V187H165L164 185H163V186H164L163 188H164L168 193H169V192L172 193V192H174V190H175V188H174V185H175V184H173V183H169L170 180H173L174 182H177V183H178V182H184V181H182V179H184V178L187 179V178H188V177H187V178L184 177V175L187 176V175H186V174H187V171H186L187 167H185V168H183V167L181 168V167H180V168H179V166H180L179 164H180V162H181L182 160H183V162L185 161V159H184L185 155H183L182 150H184V151L186 152V154H188V155L191 156V157H192V154H195V152H194V146H195V144H194V146H193V145H190V142L188 143V142H185V141H184V139H185L186 137H189V138H190L192 134L189 136V134H188L187 132H186V133H187L188 135H187L186 133H184L185 130H186V129L184 128L185 126L182 127V128H184V132L181 131V132L179 133V132H178V129L181 130V127L178 125L179 128L176 129L177 131L175 132V129H174L173 132L176 133V136H178L179 139H180V141H181V142L179 141L180 143L178 142L179 144H182V145H180L181 147L179 146L180 149H178L177 151L175 150V148L177 147V146H176L177 144H176V145H175V146H176L175 148H173L172 150L169 149L170 152H168L167 150H165V152H163V151H164V147L166 148V145H167V144H165V142H164L165 140H163L164 143L161 142L162 144H165V146H162V144H161V147H160V148H162V150L158 147L159 150L157 149L156 151H151V150L149 151V149H150L149 147L154 146L155 143H156V144H159L160 141L156 139L157 142H154V145H151V144H153V142H152V141H153V140H152L153 138L149 136V137L151 138V139H149V140H152V141H151V142H152L151 144H150V141H149V140H146V141H149V144H150V145H149V144L144 140L145 137L148 138V137L146 136V134L144 135V139H143L142 136L140 135V133H141V130H143V128H145L147 125H148V127L150 126L149 124H150V122H151V119H153V120L156 122V124H160V125H162V126H167V128H169V126H168L167 124H168V122L170 121V119L174 116V115H172V114L175 113V112H173V111H174V103H176V102H174V101H176V99H175L176 97L174 98V100L169 98V96H171L170 92L174 91V93H175V90H177L176 88L181 89V90L187 92V90L182 89V85H183V84H182V80H183V78H184L185 76H187ZM208 75H209V74H208ZM218 75H219V74H218ZM157 76H158V75H157ZM188 76H189V75H188ZM220 76H222V75H220ZM68 77H69V76H68ZM72 77H74V76H72ZM189 77H190V76H189ZM201 77H202V76H201ZM213 77H215V78H214L215 81H213V82H215V83L218 84V81L220 82V77H218L217 75H215V76L212 75V78H213ZM74 78H75V77H74ZM157 78H158V77H157ZM157 78H156V79H157ZM69 79H70V78H69ZM75 79H76V78H75ZM203 79H204V78H203ZM221 79H222V78H221ZM137 80H138V79H137ZM204 80H205V79H204ZM216 80H218V81L216 82ZM64 81H65V80H64ZM66 81H67V80H66ZM138 81H139V80H138ZM183 81H184V80H183ZM102 82H103L105 85H107V86L114 87V88L116 89V91L118 90V88H116L115 85H114V83L112 82V79H111V78H109V77L103 78V79H102ZM155 82H157V81H155ZM161 82H162V81H161ZM161 82H160V83H161ZM65 83H66V82H65ZM65 83H64V85H66ZM138 83H139V82H138ZM207 83H208V82H207ZM211 83H212V82H211ZM215 83H212V84L214 85ZM67 84H68V83H67ZM69 84H70V83H69ZM156 84H157V83H155V85H156ZM162 84H163V83H162ZM165 84H166V83H165ZM208 84H209V83H208ZM146 85H147V84H146ZM155 85L152 84V85H149V86L153 89L152 86L155 87ZM157 85H158V84H157ZM194 85L197 86V85H199V84H198V82H196V84H194ZM209 85H210V84H209ZM183 86H184V85H183ZM192 86H193V85H192ZM216 86H217V85H216ZM218 86H220V85H218ZM218 86H217V87H218ZM62 87H63V86H62ZM102 87H104V86H102ZM135 87L137 88V86H135ZM184 87H185V86H184ZM200 87H201V85H200ZM203 87H204V86H202L201 89H202ZM205 87L208 89V86H205ZM211 87H212V86H211ZM213 87H214V86H213ZM63 88H64V87H63ZM139 88H141V87L139 86ZM148 88H149V87H148ZM159 88H160V87H159ZM161 88H162V87H161ZM188 88H190V87H188ZM195 88L198 89V87H195ZM219 88H220V87H219ZM67 89H68V87L66 88V91H63L62 89H61V90H62L64 93H70V94H72L71 92H67V91H68ZM103 89H104V88H103ZM105 89H107V88H105ZM108 89H109V88H108ZM133 89H134V88H133ZM144 89H145V88H144ZM144 89H143V90H144ZM185 89H186V88H185ZM203 89H204V88H203ZM207 89H204V90L207 91ZM214 89H215V87H214ZM214 89H212V90H214ZM69 90H70V89H69ZM122 90H123V89H122ZM126 90H127V89H126ZM138 90H139V89H138ZM138 90H136V91H138ZM188 90H189V89H188ZM216 90H217V88H216ZM111 91H112V90H111ZM124 91H125V90H124ZM144 91H145V90H144ZM146 91H147V90H146ZM148 91H149V90H148ZM150 91H151V90H150ZM161 91H163V92H162L163 94L161 93ZM189 91H190V90H189ZM193 91H194L195 93L197 92V91L194 90V89L191 90L192 93H193ZM206 91H204V94L206 93ZM60 92H61V91H60ZM73 92H74V91H73ZM118 92H119V90H118L116 93H118ZM122 92H123V91H122ZM134 92H135V91H134ZM139 92H140V91H139ZM139 92H138V95H139ZM141 92H143V91H141ZM141 92H140V93H141ZM158 92H160L161 94L158 93ZM177 92H178V91H177ZM199 92H200V91H198L197 94H199ZM22 93H23V92H22ZM174 93L172 94L173 96H174ZM187 93H188V92H187ZM207 93H211V92H207ZM213 93H214V92H213ZM218 93H219V92H218ZM218 93H217V94H218ZM114 94H115V93H114ZM114 94H113V95H114ZM136 94H137V93H136ZM141 94H142V93H141ZM156 94H157V95H156ZM158 94H160V96H158ZM188 94H189V93H188ZM197 94H194V95L191 94V95H193V97H195V95H197ZM204 94H203V95H204ZM214 94H216V93H214ZM214 94H213V95H214ZM217 94H216V95H217ZM63 95H64V94H63ZM124 95H125V94H124ZM133 95H135V94H133ZM189 95H190V94H189ZM191 95H190V96H191ZM216 95H215V96H216ZM157 96H158V97H157ZM173 96H172V97H173ZM182 96H183V95H182ZM207 96H208V95H207ZM207 96H203V97L205 98V97H207ZM109 97H110V96H109ZM126 97H127V96H126ZM134 97H135V96H134ZM141 97H142V96H141ZM160 97H161V98H160ZM172 97H171V98H172ZM186 97H187V96H186ZM193 97H192V96L189 97L188 99H191V100H189V101H188V99H187V101L189 102V104H186L187 101L184 102V103H185V106H184V107L186 108L187 105H190L191 108L193 109V113H194L193 116L196 115V114H199V116H201V114L203 115V113L206 112V111H205V112L203 111V113H202V109H201V108H203L202 105L204 104V102H203V104H200L201 106H198V104L196 105V101H197L198 98H197L196 100H194ZM197 97H198V96H197ZM199 97H200V95H199ZM208 97H209V96H208ZM210 97L213 98L212 95H211ZM210 97H209V98H210ZM216 97H217V96H216ZM218 97H219V96H218ZM218 97H217V98H218ZM156 98H158L159 101L156 102ZM192 98H193V99H192ZM200 98H202V94H201V97H200ZM200 98H199V100H201ZM211 98H210V99H211ZM217 98H215V99H217ZM112 99H113V98H112ZM114 99H115V98H114ZM114 99H113V100H114ZM125 99H126V98H125ZM127 99H128V98H127ZM139 99H140V97H139ZM139 99H138V100H139ZM151 99H152L153 101H151ZM158 99H157V100H158ZM184 99H185V98H184ZM202 99H203V98H202ZM206 99H207V98H205L204 101H205ZM210 99H209V100H210ZM215 99H212V100H215ZM115 100H116V99H115ZM170 100H171V101H170ZM207 100H208V99H207ZM207 100H206V101H207ZM212 100H211V102H213ZM109 101H110V100H109ZM121 101H122V100H121ZM121 101H120L119 103H121ZM149 101H150V102H149ZM182 101H183V100L181 99V101H179V102H182ZM184 101H185V100H184ZM201 101H202V100H201ZM217 101H218V99H217ZM117 102H118V99H117ZM152 102H153V103H152ZM179 102H177L176 104L179 105ZM188 102H187V103H188ZM211 102H210V103H211ZM260 102H261V101H260ZM112 103H113V102H112ZM122 103H124V102L122 101ZM122 103H121V104H122ZM184 103H183V105H184ZM215 103H217V102H215ZM262 103H263V101H262ZM262 103H261V104H262ZM116 104H118V103H115V107H116ZM127 104H128V103H127ZM207 104H209V103H207ZM213 104H214V102H213ZM213 104H212V105L209 104V105H210V106H213ZM135 105H136V104H135ZM139 105H140V106H139ZM214 105H215V104H214ZM136 106H137V105H136ZM181 106H182V103H180V106H179V107H181ZM190 106H189V108H190ZM205 106H206V104L204 105V107H205ZM255 106H256V105H255ZM263 106H264V103H263ZM101 107H102V106H101ZM117 107H118V105H117ZM117 107L114 108L115 111H117V110H116ZM131 107H132V108H131ZM175 107H176V106H175ZM179 107H178V108H179ZM182 107H183V106H182ZM182 107H181V108H182ZM187 107H188V106H187ZM256 107H257V106H256ZM93 108H94V107H93ZM127 108H126V110H128ZM151 108H152V109H151ZM181 108H180V110H181ZM191 108H190V109H191ZM205 108L208 109L207 106H206ZM211 108H212V107H211ZM250 108H252V107H250ZM253 108H254V107H253ZM99 109H100V108H99ZM103 109H105V108H103ZM103 109H101L102 111L100 110V113H99V114H101V112H104ZM114 109H113V110H114ZM192 109H191V110H192ZM209 109H210V107H209ZM213 109H214V108H212L211 110H213ZM246 109H247V108H246ZM94 110H95V109H94ZM126 110H125V111H126ZM182 110H183V109H182ZM184 110H185V109H184ZM188 110H189V109H188ZM211 110H210V111H211ZM257 110H258V109H257ZM257 110H250V112H249V111H248V112L251 114V118H252V121H253V123H251L252 125H249V126L253 128V125H254L255 130L258 132L259 130H257V129H259V127H260V122H259L260 117H259V115H261V113L258 114ZM259 111H260V110H259ZM105 112H106V111H105ZM122 112H124V111H122ZM177 112L179 113V110H178V111L176 110V113H177ZM180 112H181V111H180ZM116 113L119 115L120 112H116ZM161 113H162V114H161ZM181 113H182V112H181ZM181 113H180V114H181ZM209 113H210V112H209ZM262 113H263V110H262ZM104 114H105V116H104ZM113 114H114V112H113ZM102 115H103V116H102ZM102 115H101V116H102L103 118H104V117L106 118V116H107L106 113H103ZM118 115H117V116H118ZM127 115H128V114H127ZM176 115H177V114H175V116H176ZM178 115H179V114H178ZM178 115H177V117H178ZM98 116H100V115H98ZM125 116H126L125 113L122 114L121 116L119 115V116H118V119H117V118L114 119V116H113V120H114L113 122L116 121V122L118 123V124H116V125L122 124V123H123L122 120H123V118H125ZM175 116H174V120H173V121L176 120V117H175ZM102 117H101V119H102ZM115 117H116V114H115ZM119 117H120V118H119ZM126 117H127V116H126ZM128 117H129V116H128ZM194 117H195V116H194ZM263 117H264V116H263ZM97 118H98V117H97ZM195 118H196V117H195ZM200 118H201V117H200ZM128 119H129V118H127V120H128ZM187 119H188V118H187ZM189 119H190V118H189ZM196 119H199V118L197 117ZM117 120H118V121H117ZM124 120H126V118H125ZM124 120H123V121H124ZM153 120H152V122H153ZM171 120H172V119H171ZM199 120H200V119H199ZM199 120H197V121L199 122ZM203 120H204V119H203ZM215 120H216V119H215ZM93 121H94V120H93ZM93 121H91V123H92ZM149 121H150V122H149ZM181 121H182V120H181ZM190 121H191V119H190ZM197 121H196V122H197ZM211 121H212V120H211ZM211 121H210V122H211ZM260 121H261V120H260ZM121 122H122V123H121ZM124 122H125V121H124ZM126 122H127V121H126ZM171 122H172V121H171ZM179 122H180V121H179ZM185 122H186V121H185ZM187 122H188V120H187ZM201 122H202V121H201ZM201 122H200V124L197 123V125H201V124H202ZM258 122H259V123H258ZM96 123H97V122H96ZM98 123H100V122H98ZM172 123H173V122H172ZM177 123H178V119H177ZM177 123H173L172 126H175V124H177ZM183 123H184V122H183ZM188 123H189V122H188ZM192 123H195V121L192 122ZM206 123H207V122H206ZM213 123H214V122H213ZM216 123H217V121H216ZM93 124H94V123H93ZM123 124H124V123H123ZM153 124H154V123H153ZM179 124H181V123H179ZM203 124H204V122H203ZM217 124H218V123H217ZM258 124H259V125H258ZM88 125L91 127L92 124L90 125V122H89ZM88 125H87V127H85V129L87 128V132L84 131V136H85L84 140H86V139H87V140H91V138L95 139L94 137H98V136H99V137H102V136H100V135H106V134H109V133H110L111 129H110V131H109V129H107V128H112V127H110L111 125H110L109 127H107V128L105 127L106 129L103 128L102 131H101V134H100V135L98 134V136H97V135H96L97 132L95 131V132H96V134H95V132L92 131V130H93L92 127H93L94 125L91 127L92 130L89 129L90 127H89ZM95 125H96V124H95ZM101 125H102V124H101ZM151 125H152V124H151ZM169 125H171V124H169ZM183 125H184V124H183ZM186 125H187V124H186ZM257 125H258V126H257ZM85 126H86V125H85ZM96 126H97V125H96ZM98 126H100V125H98ZM112 126H113V125H112ZM156 126H157V125H156ZM156 126H155V128H156ZM158 126H159V125H158ZM158 126H157V127H158ZM178 126H176V127H178ZM205 126H206V127H209V125H207V124H206ZM205 126H204V127H205ZM256 126H257V127H256ZM88 127H89V128H88ZM101 127H103V126H101ZM118 127H120V126H118ZM118 127H117V126L115 127V125H114L113 128H117V129H118ZM148 127H147V128H148ZM176 127H175V128H176ZM192 127L195 128L193 124H192ZM192 127H190V129H192ZM206 127H205L204 129H206ZM224 127H225V126H224ZM113 128H112V129H113ZM147 128L144 129V130L147 131ZM153 128H154V127H153ZM164 128L166 129V127H164ZM196 128H197V126H196ZM198 128H199V127H198ZM210 128H211V127H210ZM210 128H209V129L207 128L209 131L206 129V132L208 131L209 133H211V131H210L211 129H210ZM212 128H213V127H212ZM218 128H219V127H218ZM221 128H222V127H221ZM256 128H257V129H256ZM83 129H84V128H83ZM88 129H89V130H88ZM117 129H114V130H117ZM170 129H172V128H170ZM190 129H187V130L191 131ZM213 129H214V128H213ZM107 130H108V131H107ZM129 130H130V129H128V131H129ZM144 130L142 131L143 133H145ZM168 130H169V129H168ZM172 130H173V129H172ZM180 130H179V131H180ZM182 130H183V129H182ZM187 130H186V131H187ZM194 130H195V129H194ZM196 130H197V129H196ZM199 130H200V131H198V130H197V131H198V132H201V131H202V129H199ZM214 130H215V129H214ZM165 131H167V130H165ZM192 131H193V130H192ZM192 131H191V132H192ZM197 131H196V132H197ZM203 131H204V130H203ZM215 131H216V130H215ZM215 131H214V133H211V134H212V138H213V136H214L213 134H215V133L217 132V131H216V132H215ZM226 131H228V129H227ZM173 132H171V133H173ZM191 132H189V133H191ZM196 132L193 131V132H192L193 135H194ZM198 132H197V133H198ZM212 132H213V130H212ZM218 132H219V131H218ZM221 132H222V131H221ZM223 132H224V131H223ZM253 132H254V131H253ZM80 133L83 134V131H81ZM118 133H119V132H118ZM147 133H148V131H147ZM168 133H169V132H168ZM201 133H202V132H201ZM229 133H230V132H229ZM241 133H242V132H241ZM259 133H261V131H260ZM259 133H258V134H259ZM111 134H112V133H111ZM141 134H142V133H141ZM149 134L151 135V131H150ZM173 134H174V133H173ZM199 134H200V133H198V134H196V135H199ZM211 134H210V136H211ZM216 134H218V133H216ZM223 134H224V133H223ZM261 134H262V133H261ZM109 135H110V134H109ZM109 135H108V136H109ZM142 135H143V134H142ZM171 135H172V134H171ZM200 135H202V134H200ZM200 135H199V136H200ZM203 135H204V132H203ZM205 135H207V134H205ZM208 135H209V134H208ZM208 135H207V136H208ZM231 135H232V134H231ZM165 136H166V135H165ZM173 136H174V135H173ZM194 136H195V135H194ZM194 136H192V137H194ZM220 136H221V135H220ZM104 137H105V138H104ZM170 137H171V136H170ZM203 137H204V136H203ZM168 138H169V137H168ZM189 138H187V140H188ZM204 138H205V137H204ZM208 138H209V136H208ZM208 138H207V139H208ZM220 138H221V137H220ZM154 139H155V138H154ZM161 139H162V138H161ZM176 139H177V138H176ZM228 139H229V138H228ZM230 139H231V138H230ZM246 139H247V138H246ZM156 140H155V141H156ZM167 140H168V141H167ZM191 140H192V139H191ZM196 140H197V137H196ZM201 140H202V138L200 137V140H199V141H201ZM205 140H206V139H205ZM205 140H204V141H205ZM223 140H224V139H223ZM158 141H159V142H158ZM166 141H167V143H168L169 141H171V139L169 140V139L166 138ZM202 141H203V140H202ZM202 141H201V142H202ZM206 141H207V140H206ZM210 141H211V140H210ZM210 141H209V142H210ZM227 141H228V140H227ZM176 142H177V141H176ZM193 142H194V138H193ZM195 142H196V141H195ZM197 142H198V141H197ZM201 142H200V143H201ZM209 142H207V143H209ZM170 143H171V142H170ZM170 143H169V144H170ZM200 143L198 142V145H201ZM215 143H216V142H215ZM174 144H175V143H174ZM211 144H212V143H211ZM220 144H221V143H220ZM103 145H104L106 148H105ZM203 145H204V142H203ZM203 145H202V146H203ZM213 145H214V144H213ZM216 145H217V144H216ZM216 145H215V146H216ZM168 146H170V145H168ZM202 146H200V147H202ZM218 146H219V145H218ZM221 146H222V148H218V149L221 151V153H220V154H221V159L224 160L225 158H227V157L224 156V155H225V151H226L225 149H226V148H225V145L223 146V144H222ZM171 147H173V145H172ZM197 147L200 148L199 146L196 145V148H197ZM204 147H205V146H204ZM216 147H217V146H216ZM155 148H156V146H155ZM233 148H234V147H233ZM261 148H262V147H261ZM203 149H204V148H203ZM227 150H228V149H227ZM234 150H235V149H234ZM105 151H106V152H105ZM166 151H167V152H166ZM195 151L197 152L198 150H195ZM199 151H200L199 153L201 154V150H200V149H199ZM204 151H205V149H204ZM207 151H208V150H207ZM207 151H206V152H207ZM220 151H219V152H220ZM185 152H184V154H185ZM230 152H231V151H230ZM197 153H198V152H197ZM226 153H227V152H226ZM231 153H232V152H231ZM241 153H242V152H241ZM263 153H264V152H263ZM200 154H199V156H200ZM204 154H205V153H204ZM204 154H203V155H204ZM108 155H109V154H108ZM129 155H130L131 157H129ZM260 155H261V154H260ZM260 155L258 154L257 157H255V160H256V161L258 160V158L260 157ZM133 156H134V157L136 156V158H134ZM204 156H206V155H204ZM204 156L202 157V155H201V157L204 158L205 161H204V159L200 158V159L203 160V162H207V161H206L207 159L210 160L209 158H207V157L205 158ZM217 156H219V155H217ZM217 156H216V157H217ZM258 156H259V157H258ZM119 157H121V158L124 157V158L122 159V161H120L121 158L119 159ZM125 157H127V158H125ZM186 157H187V156H186ZM186 157H185V158H186ZM194 157H195V156H194ZM194 157H193V158H194ZM223 157H225V158H223ZM111 158H112V155H111ZM111 158L109 159L110 161H112ZM128 158L131 159V160L128 161ZM197 158L199 159V157H197ZM210 158H211V157H210ZM253 158H254V157H253ZM256 158H257V159H256ZM261 158H262V155H261V157H260L259 159H261ZM239 159H240V158H239ZM142 160H143V159H142ZM186 160H187V158H186ZM194 160H195V159H194ZM194 160H192L191 158L188 157V160L186 161V162H188L187 165H188V167H189V171L192 170V171L188 172L189 174H190L191 172H195V171H196V168H195L194 171H193V169H192V165H193L192 163L196 161V160H195V161H194ZM211 160H212V158H211ZM251 160L253 161V159H251ZM251 160H250V161H251ZM255 160H254V161H255ZM199 161H200V160H199ZM227 161H228V160H227ZM250 161H249V162H250ZM252 161H251V163H252ZM254 161H253V163H252V164H253L252 166H251V164H250V165L247 164L248 166H251V167H249V168L252 169L253 167L256 166V163H255L256 161H255V162H254ZM135 162H136V161H135ZM137 162H140V160H139V161L137 160ZM183 162H182V163H183ZM186 162H185V163H186ZM229 162H230V161H229ZM239 162H240V161H239ZM112 163H113V162H112ZM128 163H130V164H128ZM182 163H181V164H182ZM185 163H184V164H185ZM195 163H196V162H195ZM209 163H210V162H208V164H209ZM213 163H214V162H213ZM247 163H248V162H247ZM257 163H259L260 167L262 168V166H264V165H262V164H264V157H263V160H260V161H258ZM138 164H139V166L141 165L140 163H138ZM206 164H207V163H206ZM206 164H205V165H206ZM215 164H217V163H215ZM215 164H214V165H215ZM240 164H241V163H240ZM242 164H243V162H242ZM178 165H179V166H178ZM187 165H185V166H187ZM194 165H196V164H194ZM211 165H212V164H211ZM257 165H258V164H257ZM259 165H258V166H259ZM131 166H132V165H131ZM146 166H147V165H146ZM182 166H184V165H182ZM196 166L198 167L199 164L196 165ZM196 166H195V167H196ZM206 166H207V165H206ZM218 166H219V165H218ZM220 166H221V165H220ZM226 166H227V164H226ZM242 166L244 167V165H242ZM140 167H141V166H140ZM215 167H216V166H215ZM260 167L257 168V166H256L257 171H258V170H261ZM221 168H222V167H221ZM224 168H225V166H224ZM241 168H242V167H241ZM245 168H246V167H245ZM259 168H260V169H259ZM135 169H137V168H135ZM138 169H139V168H138ZM138 169H137V172L139 171ZM198 169H199V170L202 172V174H204V175L207 173V170H208V169H207V170H206V173H205V167H204V165L199 166ZM219 169H220V168H219ZM262 169H263V168H262ZM81 170H82V169H81ZM81 170H80L79 172H81ZM128 170H129V168H128ZM128 170H127V171H128ZM199 170H198V172H199ZM217 170H218V169H217ZM220 170H221V169H220ZM220 170H219V171H220ZM226 170H227V168H226ZM245 170H246V169H244V171H245ZM83 171H84V169H83ZM83 171H82V172H83ZM127 171H126V172H127ZM131 171H132V170H130V172H131ZM135 171H136V170H135ZM135 171L133 170V171L131 172V174L129 173L130 176H131ZM239 171H241V170H239ZM244 171H243V172H244ZM253 171H254V170H253ZM255 171H256V170H255ZM255 171H254V172H255ZM126 172H125V174H126ZM137 172H135L134 175H132L134 179H135V177H134L135 174H136V177H137ZM139 172H140V171H139ZM139 172H138V174L140 175L141 172H140V173H139ZM211 172H212V170H211ZM213 172H215V170H214ZM249 172H250V173H249ZM254 172H253V173H254ZM259 172H260V171H259ZM259 172H256V173H257V175H256V174L251 173V171H248L245 175L247 176L248 173H249V174H250V176H249L250 178H248V176H247V177H243V175L241 174V172H240L241 175H240V174H239V175L241 176V178L243 177L244 180L248 179V182H247V183L244 181L246 184H248V183L251 184V185H252L253 183H258V184L261 183V184H262V183L264 182V169H263V171H261V174H262V175H260ZM83 173H84V172H83ZM127 173H128V172H127ZM195 173H196V172H195ZM215 173H216V172H215ZM218 173H219V172H218ZM220 173H221V171H220ZM222 173H223V172H222ZM81 174H82V173H81ZM162 174H163V175H162ZM189 174H188V176H189ZM202 174H201V175H202ZM82 175H83V174H82ZM191 175H193V173H192ZM194 175H197V173L194 174ZM194 175H193V176H194ZM199 175H200V174H199ZM206 175H207V174H206ZM206 175H205V176H206ZM224 175H225V174H224ZM224 175H221V176L224 177ZM236 175H237V172H236ZM245 175H244V176H245ZM110 176H111V175H110ZM112 176H113V175H112ZM115 176H116V175H115ZM115 176H113V178H114ZM125 176H126V175H125ZM127 176H128V175H127ZM127 176H126V177H127ZM162 176H163V177H166V178H170V179H168L169 182H168V180H167V182L164 181V180H162ZM202 176H203V175H202ZM205 176H204V177H205ZM234 176H235V175H234ZM240 176H238L237 178H235L236 176L234 177L236 182L239 180L238 178H239ZM183 177H184V178H183ZM196 177H197V176H196ZM196 177L194 176L195 179H196ZM108 178H109V179H108L109 182H106V185L109 186L111 189H113V191H112V190H110V191H112V192H116V193L118 194L119 197H123V196H125L126 194H124V188H123L124 186L121 187L120 189L118 188V184H117V182L115 181L116 177L114 178V181H115V182L113 181V179H112V180L110 179L111 177H108ZM133 178L130 177L129 179H132V180L134 181ZM189 178H190V176H189ZM189 178H188V179H189ZM191 178L193 179L192 176H191ZM227 178H228V177H227ZM232 178H233V177H232ZM243 178H242V179H243ZM245 178H246V179H245ZM129 179H128V177H127V182H128ZM137 179H139V177H138ZM142 179H143V177L140 176V179H139V180H141V182L143 181ZM145 179H146V177L144 178V181H143V182L146 181ZM185 179H184V180H185ZM195 179H193V180H195ZM236 179H238V180H236ZM108 180H107V181H108ZM135 180H136V179H135ZM139 180H138V181H139ZM190 180H191V179H190ZM190 180H189V182H190ZM205 180H206V179H205ZM233 180H234V179H233ZM240 180H241V179H240ZM130 181H131V180H130ZM130 181H129V182H130ZM150 181H151V182H150ZM163 181H164V182H163ZM242 181H243V180H242ZM246 181H247V180H246ZM251 181H252V182H251ZM131 182H132V181H131ZM139 182H140V181H139ZM165 182H166V183H165ZM185 182H186V180H185ZM187 182H188V181H187ZM217 182H218L221 186H223L225 189H227L228 191L232 192V194H235L236 199H238V201H239L241 204H243L244 206H249V207H250V205H249L250 200H249V199H246L245 195H244V194L242 195V194L239 192V190H238L237 187H235V186H233V185H230V184L227 183V182H221V181H217ZM239 182H240V181H239ZM152 184H153V183H152ZM157 185H159V184H157ZM253 185H255V184H253ZM181 186H182V185H181ZM247 186H249V185H247ZM257 186H258V185H257ZM159 187H162V186L159 185ZM142 189H143V188H142ZM156 189H157V186H155V189H154V188L151 189V190L154 192L153 194H156V195H160V194H162V195H164V196L167 194V193H166V194H164V193H160L161 190H160V191L158 190V192L156 193ZM160 189H161V188H160ZM176 189H178V188H176ZM154 190H155V191H154ZM149 191H150V190H149ZM175 191H176V190H175ZM249 191H250V190H249ZM112 192H111V193H112ZM145 192H146V191H145ZM250 192L252 193V198H253V199H255L256 201L258 200V202L261 201V202H262V203L260 202L261 205L264 204V186H263V187L261 186V188L253 187V189H252V187H251V191H250ZM250 192H249V193H250ZM150 194H151V192H150ZM173 194H174V193H173ZM156 195H155V196H156ZM109 197H110V196H109ZM158 197H159V196H158ZM172 197H173V196H172ZM186 197H187V196H186ZM110 198H111V197H110ZM110 198H109V199H110ZM123 198H124V197H123ZM171 199H172V198H171ZM184 199H185V198H184ZM186 199H187V198H186ZM186 199H185V200H186ZM188 199L191 201L192 198H191V199L188 198ZM188 199H187V200H188ZM185 200H184V201H185ZM184 201H183V203H182L183 205H185V203H186V201H185V203H184ZM190 201H189V202H190ZM166 202H167V201H166ZM168 202H169V201H168ZM189 202H188V203H189ZM195 202H196V201H195ZM239 202H238V203H239ZM180 203H181V202H180ZM191 203H192V201H191ZM193 204H194V202H193ZM196 204H197V203H196ZM201 204H202V203H201ZM169 205H170V204H169ZM180 205H181V204H180ZM183 205H182V206H183ZM191 205H192V204H191ZM191 205H190V206H191ZM187 206H188V205H187ZM200 206H201V205H200ZM239 206H240V205H239ZM117 207H118V206H117ZM152 207H153V205H152ZM262 207L264 208V205H263ZM251 208H252V207H251ZM116 209H118V208H116ZM204 209H205V208H204ZM252 209H253V208H252ZM252 209H251V211L255 210V212H256V210H257L256 208L253 209V210H252ZM116 211H118V210H116ZM168 211H169V210H168ZM173 211H174V210H173ZM174 213H175V211H174ZM176 213H177V211H176ZM178 213H179V211H178ZM201 214H202V213H201ZM256 214L258 215V217L256 216L255 219H256V218H257V219H260V218H262V217L264 218V209H262V211H258V212H256ZM116 216H117V218H118V212L116 213ZM182 216H183V215H182ZM197 217H198V219H199V216H197ZM200 217H201V216H200ZM206 217H207V216H206ZM191 218H192V217H191ZM252 218H253V217H252ZM119 219H120V218H119ZM192 219H193V218H192ZM250 219H251V218H250ZM200 220H201V219H200ZM200 220H199V221H200ZM117 221H118V220H117ZM251 221L253 222V220H250V222H251ZM259 221H261V219H260ZM259 221H257V223H255V224L252 223V224L255 226V228H256V225H257V226H258V225L260 226V222H259ZM118 222H119V221H118ZM200 222H201V221H200ZM261 223H263V222L261 221ZM117 224H118V223H117ZM188 225H189V224H188ZM262 225H264V224H262ZM248 226H249V228H250V227H254V226H252L251 224L248 225ZM180 227H181V226H180ZM119 228H120V227H119ZM121 228H122V227H121ZM251 229H253V230L255 231L254 228H251ZM257 229H258V228H257ZM181 230H182V229H181ZM257 231H258V230H257ZM257 231H255V233H254V237H259ZM263 231H264V230H263ZM260 233H261V232H260ZM123 234H124V232H123ZM248 234H249V233H248ZM248 234H246V235H248ZM124 235H125V234H124ZM261 236H263V238H264V232H262V235H261ZM261 236H260V238H261ZM248 237L252 238L250 235H249ZM248 237L245 238L246 241H250ZM125 238L127 239V240H125V241H126V244H127V246H128V249H129L130 253L134 256V258H135V257L138 258V256H139L138 254H140V257H143V256L146 254V253H143V251H140V250H138V249H137L138 251L134 250V248H133L132 246H130L131 243L129 244V242H128V239H129V238L127 237V235H125ZM263 238H262V239H263ZM192 240H193V239L190 240L189 238H187V239H182V241H183V243H184L185 245H187V244H192V242H191ZM222 240H224V239H222ZM167 241H169V239H168ZM225 241H226V240H225ZM165 242H166V241H165ZM165 242H163L162 245H164ZM194 242H195V241H194ZM167 243H168V242H166V244H167ZM170 243L172 244L173 242H170ZM183 243H182V244H183ZM158 244L160 245L161 242L158 243ZM184 244H183V245H184ZM40 245H41V244H40ZM167 245H168V244H167ZM36 246H37V248H38V245H36ZM169 246H170V245H169ZM136 248H137V247H136ZM136 248H135V249H136ZM167 248H168V247H167ZM170 248H171V247H170ZM170 248H168L167 250H166V248H165V249H164V250H166L165 253L162 252L163 255L160 254V255L163 256V257H161V256L158 254L157 257H154L155 260H153V258L151 259V256H156L155 254H157V253H159V252H158L157 250H156V251H153V250H152L151 256L148 254V255L150 256L151 261L153 260L152 263L156 262L155 264H186L185 261H186V260H187V261H188V260L190 261L191 256L193 257L192 254H191V256H190L189 253L187 254V253H185V252L179 250L178 252H179L180 256H181L182 258H184V260H183L181 257H180V258H181L182 260H181L180 258L178 259L179 255L176 256L175 250L173 251V250H171L172 248H171V249H170ZM174 249H175V248H174ZM187 250H188V249H187ZM214 250H215V249H214ZM139 251H140V252H139ZM176 251H177V250H176ZM160 252H161V251H160ZM178 252H177V253H178ZM186 252H187V251H186ZM212 252H213V251H212ZM212 252H211V250H210V253H211V254H212ZM207 253L210 254L208 251H207ZM258 253H259V252H258ZM46 254H47V253H46ZM186 254H187V255H186ZM141 255H142V256H141ZM212 255H213V254H212ZM259 255H260V254H258V257H261V256H259ZM209 256H211V255H209ZM221 256H222V255H221ZM211 257L213 258V256H211ZM262 257H263V256H262ZM262 257L258 260V263H257V264H264V258H262ZM144 258H145V257H144ZM144 258H143V259H144ZM147 258H148V259H147ZM147 258H146V259L149 260V257H147ZM194 258H195V256H194ZM194 258H192V260H194ZM209 258H210V257H209ZM218 258H219V260H222V259L220 258V256H218ZM139 259H141V258H139ZM146 259H145V260H146ZM195 259H196V258H195ZM197 259H198V258H197ZM200 259H202V258H200ZM179 260H181V261H179ZM149 261H150V260H149ZM183 262H184V263H183ZM213 262H214V264L217 263L216 261H212V260H211V263H213ZM222 262H223V261H222Z\"/></svg>",
    "mask_w": 264,
    "mask_h": 264
}]
</instances>
